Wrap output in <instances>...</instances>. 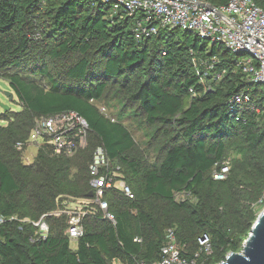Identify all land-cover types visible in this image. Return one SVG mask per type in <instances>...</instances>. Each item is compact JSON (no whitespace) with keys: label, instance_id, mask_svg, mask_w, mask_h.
I'll return each instance as SVG.
<instances>
[{"label":"trees","instance_id":"trees-1","mask_svg":"<svg viewBox=\"0 0 264 264\" xmlns=\"http://www.w3.org/2000/svg\"><path fill=\"white\" fill-rule=\"evenodd\" d=\"M133 21L102 0H0V78L21 106L0 125V264L152 262L167 229L186 256L206 235L202 264L241 250L264 207V86L223 43L180 28L136 37ZM241 93L247 102L235 100ZM101 102L113 109L108 115ZM67 110L89 125L88 144L77 152L85 156L46 146L23 163L26 146L15 145L34 120ZM98 145L133 193L104 191L116 223L98 209L87 213L71 247L67 216H47L48 236L33 239L34 227L22 219L62 209L58 198L89 199L88 164ZM224 164L226 177L215 179Z\"/></svg>","mask_w":264,"mask_h":264},{"label":"built area","instance_id":"built-area-1","mask_svg":"<svg viewBox=\"0 0 264 264\" xmlns=\"http://www.w3.org/2000/svg\"><path fill=\"white\" fill-rule=\"evenodd\" d=\"M109 2L112 11H125L134 17L133 26L136 37L149 36L160 28H180L194 31L201 38L214 43H223L227 49L236 54V65L254 82L264 86V6L253 0H228L224 5H213L206 0H102ZM247 51L248 53H242ZM249 54L247 59L239 56ZM219 76V75H218ZM238 103L248 101V95L236 96ZM89 125L79 113L71 110L37 117L27 138L16 142V148L22 149L32 144L38 150L49 146L52 153L72 156L86 148L88 144ZM228 165L221 166L214 173L215 179H224ZM92 196L79 201L75 207L65 205L62 209L42 214L30 222L34 227V239H45L48 236L47 216H67L66 233L75 247L83 235L82 219L87 213L97 209L102 218L116 223L114 215L108 211L107 202L102 198L107 189H115L126 197L133 198L129 185L125 182L119 165L113 166L103 146L98 145L88 167ZM12 219L9 218V220ZM4 219L0 217V224ZM166 238L160 247V257L156 261H137V264H202L199 262V250L209 251L208 237L203 235L198 240L199 250L193 256L181 253V246L172 229L166 230ZM139 241L140 239L135 238Z\"/></svg>","mask_w":264,"mask_h":264},{"label":"rangeland","instance_id":"rangeland-1","mask_svg":"<svg viewBox=\"0 0 264 264\" xmlns=\"http://www.w3.org/2000/svg\"><path fill=\"white\" fill-rule=\"evenodd\" d=\"M250 55L249 54H243L241 56H239L240 59H247ZM5 91H9L12 93V96L10 95H5ZM0 103L8 106V110H4L1 106H0V125H6V120L1 119L2 115L6 112V111H18L21 109V106L19 104V102L17 101V97L14 93V91L9 87L7 81L3 80L0 78ZM98 107L100 109L101 112L105 113L108 115V113H110V111H112V108H108L104 102L98 103ZM125 123H129L128 121L125 120ZM130 128H131V132L133 134V136L135 137L136 141L141 144L142 142H144L145 140V136L143 135V133L137 129H135V127H133V124H127ZM22 152V161L25 164H31L34 160L35 157L37 155V149L34 145L29 144L25 147L24 150L21 151ZM77 154V153H76ZM75 155V154H74ZM72 155L73 159H82L83 156H85L84 153H79L77 155ZM90 164V163H89ZM88 164V167H89ZM58 199H63L61 203L66 204L68 207H75V205H77V203L79 201H76L75 197H63V198H58ZM57 199V200H58ZM58 202H60L58 200ZM42 216V215H41ZM40 216V217H41ZM74 244H71V247H73Z\"/></svg>","mask_w":264,"mask_h":264},{"label":"water","instance_id":"water-1","mask_svg":"<svg viewBox=\"0 0 264 264\" xmlns=\"http://www.w3.org/2000/svg\"><path fill=\"white\" fill-rule=\"evenodd\" d=\"M242 53H248L243 51ZM5 95L12 96L9 91L4 92ZM4 110H8V106L0 103ZM92 192L87 194L91 197ZM216 264H264V207L254 221L247 238L242 244L239 252H229L224 260Z\"/></svg>","mask_w":264,"mask_h":264}]
</instances>
